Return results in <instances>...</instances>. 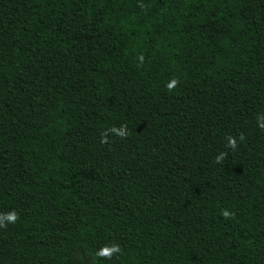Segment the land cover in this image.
I'll list each match as a JSON object with an SVG mask.
<instances>
[{"label": "trees", "instance_id": "16d2710c", "mask_svg": "<svg viewBox=\"0 0 264 264\" xmlns=\"http://www.w3.org/2000/svg\"><path fill=\"white\" fill-rule=\"evenodd\" d=\"M0 264H264V0H0Z\"/></svg>", "mask_w": 264, "mask_h": 264}, {"label": "clouds", "instance_id": "9594fccd", "mask_svg": "<svg viewBox=\"0 0 264 264\" xmlns=\"http://www.w3.org/2000/svg\"><path fill=\"white\" fill-rule=\"evenodd\" d=\"M7 219H8L9 221H12V220L15 219V216H14V215H9V216L7 217Z\"/></svg>", "mask_w": 264, "mask_h": 264}]
</instances>
